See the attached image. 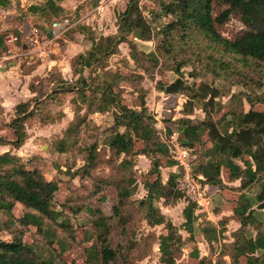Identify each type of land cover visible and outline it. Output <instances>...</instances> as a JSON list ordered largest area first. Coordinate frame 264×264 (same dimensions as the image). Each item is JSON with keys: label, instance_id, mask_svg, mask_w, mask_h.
Instances as JSON below:
<instances>
[{"label": "trees", "instance_id": "obj_1", "mask_svg": "<svg viewBox=\"0 0 264 264\" xmlns=\"http://www.w3.org/2000/svg\"><path fill=\"white\" fill-rule=\"evenodd\" d=\"M16 1L20 3V0ZM61 1L47 0L44 6H30L29 11L52 19L66 13ZM144 1L128 0L126 8L118 14L114 34L96 36L89 26H84L91 46L85 53L72 58L74 79L66 80L60 74L53 73L51 79L55 78V82L51 92L43 91V80L31 85L37 95L31 102L16 106L15 117L9 124L15 134L12 144L15 148L25 144L29 119L40 115L42 123L54 122L49 114L43 115L41 112L45 109L44 102L47 99L60 100V93H75L79 101L74 120L65 129L64 135L54 141L55 150L61 153L77 143L83 128L91 124L90 114L111 112L114 122L105 130V143L117 157L124 156L119 168L132 167L133 158L140 154L151 159L148 176L155 178L145 181L147 194L138 203L149 224L166 226V233L159 239V264H179L182 235L156 202L163 199L165 205H173L183 198L188 199L183 210V225L191 234L200 216L196 213L197 203L179 187L177 172H171L166 182L161 178L162 158L166 159L167 166H174L178 162L171 155V146L162 137L156 126L157 120L146 105L145 91L138 83L143 75L126 74L109 68L110 57L119 53L122 43L128 44L130 57L146 73L154 74L161 64L170 63L167 69L174 71L178 77L162 84V91L172 96L186 94L190 97L187 104L194 108L198 101L209 114L198 123L188 116L178 120L182 146L191 149L206 141V147L197 152L192 162V165H196L192 173L202 176V184L217 186L222 193L228 190L233 192L232 197L237 196L232 210L240 227L234 232L230 245V264H264V110L254 108L256 103L264 104V91H260L264 89V0H146L153 5L148 10ZM12 2L0 0V5L7 8ZM167 17L171 19L166 21ZM231 18L239 19L245 29L233 37H226L221 27ZM10 31L20 33V30ZM137 40H153L156 48L147 51L141 48ZM197 62L215 78L229 73L242 76V83L249 91L234 94L231 99L232 104L235 100L239 101V108L219 105L210 112L209 103L225 92L220 86L209 83H203L198 89L185 79L183 68L190 64L195 67ZM250 72L256 73L258 81L252 80L254 77L250 76ZM190 74L194 76V73ZM50 80L47 81L49 85ZM121 80L136 85L141 99L138 107L125 103ZM115 87H119V91ZM243 97L251 105L247 111ZM82 106L85 111L81 114ZM225 107L228 108L227 112L213 117ZM167 132L171 135L169 126ZM206 132L211 136L204 140ZM183 141L187 143L183 144ZM137 143L141 144L138 149ZM208 143L210 145L207 146ZM0 144H7L3 136H0ZM96 150L97 146L92 145L86 164L74 175L80 172L89 175L96 166ZM224 172L229 182L239 181V185L230 186L224 181ZM121 179L118 201L113 206L112 215L104 214L99 207H88L93 218L91 228L85 229L86 240L92 241L85 247L86 264H117L120 258L128 264V252L136 247V242L127 245L113 244L112 241L117 226L127 229L125 211L131 204L135 190V177L126 178L125 173ZM256 184L260 187L259 192L251 197L249 191ZM59 188V181L48 179L33 160L24 161L11 151L0 152V212L5 217L0 219V235L7 229L12 236L11 239L0 236V264H68L63 255L71 249L76 235L70 219L54 207ZM19 205L21 213L17 216L15 208ZM261 215L263 218L259 217ZM31 227L37 229L38 239L34 237L33 242H27L24 237ZM251 228L254 232H251ZM58 231L67 232L70 241L60 237ZM204 231L210 242L218 240L216 227L206 226ZM55 244L59 250H56ZM190 256L197 262L189 264H228L223 255L217 259L201 257L198 247L192 250Z\"/></svg>", "mask_w": 264, "mask_h": 264}, {"label": "rangeland", "instance_id": "obj_2", "mask_svg": "<svg viewBox=\"0 0 264 264\" xmlns=\"http://www.w3.org/2000/svg\"><path fill=\"white\" fill-rule=\"evenodd\" d=\"M44 1L46 0H24V8H28L29 4H42ZM127 2L128 0H63L62 3L67 6L66 13L57 17L54 16L51 20L67 16L68 18L73 19V21H77V24H75L76 26L65 38L66 40H62L63 47L66 48V44L68 40H70L81 43L76 50H87L91 46V40L88 39L86 34L87 31L84 28L85 25L89 26L96 36L116 33L118 14L126 8ZM19 4H17L16 0H13L12 5L7 8L0 5V55L3 53L5 47L3 43L4 33L10 30H18L20 25H24L25 30L23 29V31L29 30L28 27L30 26V22L27 20V15L25 17L22 16L20 7L17 8ZM143 4L147 7L146 10H148L149 7H153L152 3L146 0ZM98 5H103V10L101 12L96 10ZM14 9H18L17 13H15ZM147 14L149 15V13ZM168 19L170 20L171 18H165L166 21ZM31 22L32 24H37L38 21L33 19ZM244 29V24L237 18H231L223 27H221V31L226 37H233ZM137 43L141 48H144L147 51L156 48V42L153 40H137ZM39 62L41 61L38 60L36 62L33 61L28 63L25 60V62L20 65V68L22 71L27 72L30 68L36 67ZM169 64L170 63L161 64V67L157 68L154 71V74L146 73L130 57V48L127 43H122L120 45L119 53L111 56L109 59V68L112 70H121L126 74L139 73L143 75L142 79H138V83L140 88L145 91L146 105L149 112L155 116L157 120L156 126L162 137L168 142L170 136H182L178 130V120L180 118L188 116L194 123H198L206 119L209 115L206 113L207 111H205V107H203L198 101L194 108L187 104V101L190 100L188 95L180 94L176 97L167 96L162 91V84L170 83L178 77L174 71L167 69L170 68ZM7 65V63L4 64V66ZM195 67L190 64L183 68L184 77L188 82L198 89L203 83H209L212 85L216 84V86H220L225 92L223 95L213 99V103H209L210 112H213V108H216L219 105H232L239 108V101L235 100L232 104L231 99L234 94H238L241 91H249L248 87L244 86L242 83V76L229 73L224 77L215 78L210 72H206L198 62L195 64ZM62 72L64 76L67 77V80L74 79V74L70 67L65 71L62 70ZM190 73H194V76ZM43 74H45V76L37 77L33 82L43 80V83L47 85L46 82L53 77V73L45 71L40 75L42 76ZM249 74L251 77H254L252 80L255 82L258 81L255 72H250ZM51 80L55 82V78ZM120 87L124 90L122 94L124 95L125 103L138 107L141 103V99L136 91V85L128 80H121ZM115 89L116 91H119V87H115ZM260 91H264V89H261ZM58 98L62 101L60 102L57 98L54 101L62 103V105L64 104L61 110H57L56 107H53V109H50L48 112H46L45 109L41 112L43 115L48 114L49 112H54V116L50 115L49 118L56 120L58 117L59 120L57 124L49 125V123H42L40 115L29 119L27 129L31 135L28 136L25 144L20 148L14 147L12 143L15 136L8 130L7 124L0 120V135H4L3 137L7 139V144H0V152L9 150L12 153L21 156L24 161L31 159L40 166L48 179L59 181L60 188L55 197L54 207L56 210L64 212L65 217L70 219L76 235V241L72 243L71 249L63 255L64 260L68 264H86L85 247L89 246L92 241L86 240L85 229L88 230V228H91L93 218V214L88 210V207H99L104 214L112 215L113 206L118 201V184L126 173V178L127 176L136 178L134 184L135 190L131 197V204L125 211L127 216L126 220L128 221L127 229L123 230L120 225L117 226L112 236L113 244L127 243L128 245L129 242H136V247L128 252V264H159L161 256L159 239L161 235L166 233V226L165 224H149L144 218L143 212L138 203L139 200L147 194V191L144 188L145 181L149 178H155V176H148L152 167L151 159L140 154L133 158L134 164L132 167L125 169L119 168V164L122 162L124 156L117 157L105 143V130H107V128L114 122L111 112L90 114L89 123L91 124L83 128L78 136L77 143L69 147L67 152L61 153L56 151L54 141L62 137L60 132H64L63 130L67 127V124L70 121L69 118L72 116L73 112L78 111V108L76 107V110L75 105L72 103L74 98L78 101L75 93L70 95H60ZM209 98L210 97H208V99ZM243 103L245 111L251 108L250 103L245 98L243 99ZM78 104L79 101L76 103V106ZM254 108L264 110V104L256 103ZM80 110L81 114L84 113L85 107L82 106ZM227 111L228 108L225 107L218 114H213V117H220ZM62 112H65L63 113L64 115H62ZM187 112L190 113L188 114ZM90 116L93 119H91ZM167 126L172 130L171 135L167 132ZM174 130L177 131L176 135L173 133ZM165 136H168V138H165ZM203 136L205 138L204 140H207V136H211V134L206 132ZM8 139H12V141H8ZM205 142L206 141H204L203 145L198 144L197 147L191 148L195 157H197V152L201 151L203 147H206ZM169 144H171V142ZM92 145L97 146L96 166L91 170L89 175L82 172L74 175V172L78 171L81 166L86 164V158L88 157L89 149H91ZM208 145H210V143H208L207 146ZM140 147L141 144L137 143L136 148L138 149ZM171 155L173 156V152H171ZM162 159V180L166 182L173 171L179 174L178 178H181L183 167L181 168L177 166V164L174 166H167L166 159ZM195 166V163L191 165V172H193ZM223 175L224 181L228 182L230 186L239 185V181L232 183L229 182L227 179V173L224 172ZM259 189V185H254L249 191L250 196L255 197L259 192ZM228 192L229 193L226 195L232 197L233 192ZM212 195L214 196L212 202L213 206L211 209L209 208V213L206 211L197 213L200 215V219H197L194 224L193 234L186 231L183 225L185 222L183 210L188 203V199L183 198L173 205H165L163 199L156 202L161 211L178 227V230L182 235V247L181 251L178 253L179 264L197 262V259L190 256V253L195 247H198L201 257L217 259L219 255H223L228 264H230V245L234 240V232L240 227V223L234 218L232 210L237 196L235 195L236 197L230 198V200L234 199V201L229 203L228 200H225V202L221 201L222 197L220 194L218 195V193L216 195V193L213 192ZM15 209L17 216H19L21 213V206L19 205ZM260 212L262 213L263 211ZM259 217L263 218L262 215ZM3 218L5 217L0 212V219ZM210 225L216 227L218 231V240L213 242L208 240L204 231V228ZM250 230L251 232H254L252 228ZM36 232L37 229L31 227V231L25 234V241L33 242L34 237L38 239ZM58 234L63 239H68V241H70L67 232L58 231ZM0 236L5 239L12 238L7 229H5ZM38 241L41 242L42 240ZM54 247L56 250H59V247L56 244ZM125 252H127V249H125ZM117 264L127 263H124L122 258H120Z\"/></svg>", "mask_w": 264, "mask_h": 264}, {"label": "crops", "instance_id": "obj_3", "mask_svg": "<svg viewBox=\"0 0 264 264\" xmlns=\"http://www.w3.org/2000/svg\"><path fill=\"white\" fill-rule=\"evenodd\" d=\"M20 1H21V3L18 5L17 8L20 7V10L22 11L23 17H25L27 15V20L30 22V26L32 24L31 21L33 19H35L38 22H37V24H34V25H38V26L43 27L44 29H47L51 19H47L46 17H42L39 14H36V13L34 14V13H31L29 11L30 6H32V5L44 6L45 3L47 2V0L44 1L42 4H40V3L39 4L38 3L37 4L36 3L35 4H29L28 8H24L25 7V4L23 3L24 0H20ZM62 2H63V0L61 1L60 4L66 9L67 6ZM14 10H15V13H17L18 9L17 10L14 9ZM96 10L101 12L103 10V5H98L96 7ZM20 26L18 27V30H20V32H21L24 29V25H22L21 27ZM30 26L28 28H30ZM27 31H29V30H27ZM67 35H66V37H67ZM65 38L63 40H66ZM3 43H4V41H3ZM58 44H59V46L56 49L55 53L51 54L50 56H48L47 58H45L41 62L37 63L36 67L30 68L27 72L22 71L20 68V65L25 62V60H23V59H16V61H11V62L9 61L7 63L8 64L7 66H4V64L6 62H3V60L0 59V120L7 124L8 130L10 132H12L14 136H15L14 131L11 129L9 124H10L11 120L15 117L16 106L22 102H28V101L31 102L32 99L37 95L36 91H34V90L32 91L31 85L32 84L37 85L39 82H41V80H37L36 82H33L34 79H37V77L45 76V74H43L42 76L40 75L45 71H49V72H52L54 74H60L63 79H66L67 77L64 76L62 70L65 71L69 67L72 70L71 59L78 56L79 54H83L86 52V50H82V51L76 50L81 45V43L76 42V41L68 40V42L66 44V48L63 47L62 40ZM4 45H5V47H4V50H5L6 44L4 43ZM4 50H3V52H4ZM50 82H51L50 85H48V82H46L47 85H45V83H43V91L44 92H51L54 83L52 80H50ZM45 89H47V90H45ZM65 94L70 95V94H72V92L71 93H60V95H65ZM166 95L172 96V95H168V94H166ZM41 100H43V98H41ZM61 101L62 100H60V102ZM72 103H73V105H75V108L76 107L78 108L79 104L76 106V103H78V101H76L75 98H74ZM54 104H55V106H54ZM31 105L33 107L34 103L32 102ZM63 105H62V103H59L57 101H51L49 99H47L44 102V108H45L46 112H48L50 109H53V107H56L57 110H61ZM77 108H76V110H77ZM53 113L49 112L48 114L54 116ZM63 113H65V112H62V115H64ZM98 113L99 112H96L94 114H98ZM107 113H110V112H107ZM75 115H76V111H74L72 116H70V118H69L70 121L68 122L67 127H69V125L72 123V121L75 118ZM57 118L51 124L49 123V125L57 124V122L59 120V118L58 119ZM91 119H93V118L91 117ZM65 129L63 131H65ZM27 132H28V136H30L31 134H30L28 129H27ZM60 133L62 134L61 136L64 135V132H60ZM173 133H174V135H176L177 131L174 130ZM0 136H2V135H0ZM180 137L181 136H170L169 143L171 141L172 144L173 143L175 144V141L180 140ZM8 141H12V139H8ZM7 151H9V150H7ZM199 181L201 182V179H199ZM201 185H202L204 195L208 196V199L210 201V203L207 206L208 210H209V208L211 209L213 206V203H212L213 198H214V196L212 195L213 192L216 193V195H217V193H218V195L220 194V196L223 199V200L221 199V201H223V202H225V200H228L226 198H232V197L226 195L227 193H229L228 190L224 191V193H222V191L217 186H212L210 184H202V182H201ZM214 189H216V190H214ZM229 203H231V201H229ZM205 210H206V208L203 207L200 210L196 211V213L205 212ZM207 213H209V211ZM199 219H200V217H199Z\"/></svg>", "mask_w": 264, "mask_h": 264}, {"label": "built area", "instance_id": "obj_4", "mask_svg": "<svg viewBox=\"0 0 264 264\" xmlns=\"http://www.w3.org/2000/svg\"><path fill=\"white\" fill-rule=\"evenodd\" d=\"M77 21L68 17L52 20L47 29L31 24L29 31H21L19 34L10 31L4 36L6 48L0 59L3 62L26 60L28 63L42 61L56 52L59 42L76 26ZM171 142V141H170ZM172 144V142H171ZM170 144V146H171ZM173 158L177 160V166L183 167V174L178 178L179 187L187 196L197 203V211L206 208L210 203L208 196L204 195L201 182L202 176H195L191 171V165L196 158L191 149L182 146L180 141L172 144Z\"/></svg>", "mask_w": 264, "mask_h": 264}, {"label": "water", "instance_id": "obj_5", "mask_svg": "<svg viewBox=\"0 0 264 264\" xmlns=\"http://www.w3.org/2000/svg\"><path fill=\"white\" fill-rule=\"evenodd\" d=\"M182 143L185 144V143H187V141H183Z\"/></svg>", "mask_w": 264, "mask_h": 264}]
</instances>
